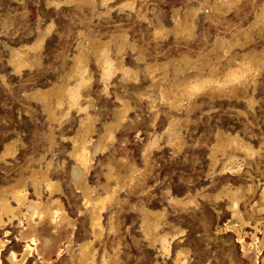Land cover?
<instances>
[{
    "label": "bare ground",
    "instance_id": "obj_1",
    "mask_svg": "<svg viewBox=\"0 0 264 264\" xmlns=\"http://www.w3.org/2000/svg\"><path fill=\"white\" fill-rule=\"evenodd\" d=\"M242 1L200 0L197 5L187 4L186 8H174L171 15L172 25L164 22L161 9L156 7L148 9L153 17H149L147 12L141 13L139 17L148 20L157 40H164L173 35L176 40L189 41L197 36L195 18L199 10H206L212 18L226 17L233 6ZM62 2L68 6L74 5L79 10L89 9L93 15L98 16L110 14L113 3L131 12L139 6L138 0H50V3L57 5ZM91 21L92 18L89 23ZM53 27V22L41 26L38 21L34 40L17 46L6 45L9 50L8 61L13 71L22 72L35 65ZM78 36L76 51L69 57L68 66L60 76V81L46 87H37L26 96L42 104L50 122L62 125L71 108L82 114L76 134L70 137L73 142L69 152L73 160L70 174L75 187L82 194L84 207L81 212L88 215L91 237L75 242L76 219L69 215L62 199L57 196L63 189L61 180L53 178V172L51 173L54 164L53 157H48V152L53 154L56 134L50 125L47 152L39 155L34 162L36 165L25 169V174L0 186V229L10 224L16 226V239L25 243L21 253L10 251L9 264H28L30 257L37 256L47 263L52 254L57 253L59 256L64 250L73 264H120V242L118 247H113L112 250L105 247L102 253L97 243L104 240L106 231L119 234L120 214L128 200L120 192L122 189H128L129 193L143 189L154 167L153 153L163 148L161 140L164 138L174 154L184 153L188 142L183 130L189 128L191 115L200 106V100L203 98L220 101L242 100L250 108H254L257 103V98L249 93V90L252 88L253 92L256 91L264 75V45L262 48L255 46L259 38L264 39V3L255 11L248 25L232 31L230 36L217 34L211 49L206 48V52L195 57L185 51L169 59L149 60L144 49H138L137 42L131 39L126 30L112 31L102 38L80 30ZM127 49L138 52L136 66L126 63ZM217 51H220V54L217 53V59L213 60L211 54ZM93 62L101 71L104 93L108 92L110 79L116 74L123 83L137 82L141 75L148 80L144 88L134 92L137 98L147 100L154 113L151 122L153 130L148 133V138L142 145L141 164L128 152L117 156L115 149L111 155L107 154L117 142L119 131L139 116L132 114L135 110L130 99L116 92L119 104L111 112L112 117L102 123V130L97 131L99 115L91 112L95 100L86 94L93 87ZM66 101L70 105L69 110L63 108ZM160 104L176 112L169 116L163 131L154 127L160 116ZM180 110H185V115L181 116ZM251 136L244 137L239 132L232 133L219 128L209 144L206 174V180L211 179V182L216 174H230L236 177L246 174L250 183L235 184L226 180L214 192H209L207 185L195 192L189 190L185 197L173 196L170 189L167 194L171 205L192 206L197 209L201 208L203 202H226V210L231 214V218L223 225H218L217 232L233 233L245 256L251 259L253 264H257L259 254L264 249V136L257 145ZM19 140L18 137L7 142L0 153V159L15 156ZM100 155L107 156L105 160H101L102 158H98ZM96 164L101 166L104 181L92 183L90 177ZM248 201L251 203L250 209L244 210L242 205H246ZM217 212L219 216L222 214L220 209ZM140 214L142 233L152 249L155 247L163 254L170 253L171 233L163 230L169 223L166 207L151 208L143 203ZM174 229L177 230V227ZM9 232L5 231V234L8 235ZM180 232L178 227L175 235ZM248 236L251 241L247 240ZM5 245L6 240H0V264H4L1 252ZM63 245L65 248L62 249ZM176 252L175 263L190 264V248L179 244ZM155 264L160 263L157 261ZM204 264L212 263L209 261Z\"/></svg>",
    "mask_w": 264,
    "mask_h": 264
},
{
    "label": "rangeland",
    "instance_id": "obj_2",
    "mask_svg": "<svg viewBox=\"0 0 264 264\" xmlns=\"http://www.w3.org/2000/svg\"><path fill=\"white\" fill-rule=\"evenodd\" d=\"M199 1L138 0L137 11L132 12L113 3L110 14L98 16L93 15L89 9L79 10L76 6H68L64 2L57 5L50 3V0H0V153L7 142L18 137L20 139L16 155L0 159V186L25 174L27 172L25 169L28 170L30 166L36 165L34 162L39 155L47 152L50 139L48 128L50 129L51 125L56 137L53 154L48 152V157H53L54 167L51 173L53 172V178L61 180L63 189L57 196L62 199L69 215L74 220L76 219L75 242L78 243L91 237L88 215L81 212L84 207L82 194L75 187L70 174L73 163L69 154L73 146L70 137L76 134L82 114L74 108L70 109L66 101L65 104L63 103V108L70 110L63 124L50 122L42 104L28 98L26 94L37 87H46L60 81V76L68 66L69 57L76 51L80 30L101 38L106 37L112 31L126 30L131 39L137 42L138 49L142 51L144 49L149 60L169 59L185 51L195 57L199 53L206 52V48L211 49L217 34L230 36L232 31L248 25L255 11L264 3V0H243L235 4L226 17L220 16L221 18H212L206 10H199L195 18L197 36L189 41L176 40L173 35H169L164 40H157L148 20L139 17L141 13L146 12L149 17H153L148 9L156 7L161 9L164 22L172 25V9L186 8L187 4L197 5ZM90 17L92 18L91 24L89 23ZM38 21L41 26L53 22V30L46 38L39 52L40 58L35 65L22 72H15L9 64V50L6 45L17 46L34 40ZM258 40L255 46L262 48L264 39L259 38ZM137 53L127 49L125 51L126 63L136 66ZM217 53L220 54V51L211 54L213 60L217 59ZM91 69L94 76L93 87L85 93L95 100L91 112L99 115L96 123L98 132L102 130V123L112 117L111 112L119 104L116 100V92L130 99L135 110L132 114L139 116L119 131L117 142L107 154L111 155L115 149L117 156L128 152L137 163L141 164L142 145L147 140L148 133L153 130L151 122L154 113L147 100L137 98L134 92L144 88L148 80L141 75L137 82L123 83L124 81L116 74L110 79L108 92L104 93L99 67L93 62ZM250 92L257 98L254 108H250L247 103L237 99L231 101L201 99L200 106L191 115L189 128L183 130L188 142L184 153L174 154L166 145L164 138L161 140L163 148L153 153L154 167L143 186L144 191L140 189L129 193L128 189L121 190V195L128 198L120 214L121 230L119 234L106 231L104 240L97 243L100 253L104 252L105 247L110 248L109 250L118 247L120 242V264H155L157 261L160 264H177L174 259L180 244L191 249L190 264H204L209 261L212 264H253L251 259L245 256L242 246L236 242L237 238L233 233L219 234L217 232L218 225H223L231 218V214L226 210V202H203L201 208L197 209L192 206L171 205L167 194V190L170 189L173 196L185 197L189 190L195 192L207 185L209 186L208 191L214 192L226 180L235 184L250 183L246 174L242 177L216 174L212 182L211 179L206 180L209 144L219 128L232 133L239 132L244 137L252 135L251 139L256 145L264 136V75L256 91L253 92L250 88ZM158 108L160 116L154 127L158 131H163L168 124L169 116L176 112H172L168 106L162 104L158 105ZM180 111L181 116L185 115V110ZM100 156H98L99 159L105 160L107 155ZM262 169L264 172V167ZM98 180L104 181V175L101 166L96 164L90 181L97 183ZM45 195H47L46 192ZM248 202L242 205L244 210L245 208L250 209L251 203ZM143 203L151 208L166 207L169 223L163 230L171 233L169 235L170 253L164 252L163 254L155 247L152 249L144 237L140 214ZM219 209L222 211L220 216L217 212ZM246 215L249 216L248 213ZM15 227L10 224L0 229V240H6V245L1 252L4 264H9L10 251L15 250L21 253L25 244L16 239L18 229ZM175 227L177 230L174 229ZM178 227L181 232L175 235ZM7 230L10 231L8 235L5 234ZM260 236L263 235L260 234ZM247 240L251 241V237L248 236ZM63 248L65 245L62 246ZM263 257L264 249L259 254L257 264H264ZM27 263L73 264L65 250L59 256L57 253L52 254L51 260L47 263L42 262L38 256L30 257Z\"/></svg>",
    "mask_w": 264,
    "mask_h": 264
}]
</instances>
